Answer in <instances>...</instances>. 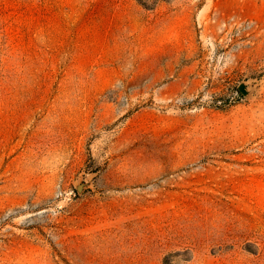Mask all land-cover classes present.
<instances>
[{"label":"rangeland","instance_id":"374dc122","mask_svg":"<svg viewBox=\"0 0 264 264\" xmlns=\"http://www.w3.org/2000/svg\"><path fill=\"white\" fill-rule=\"evenodd\" d=\"M0 264H264V0H0Z\"/></svg>","mask_w":264,"mask_h":264},{"label":"trees","instance_id":"16d2710c","mask_svg":"<svg viewBox=\"0 0 264 264\" xmlns=\"http://www.w3.org/2000/svg\"><path fill=\"white\" fill-rule=\"evenodd\" d=\"M209 106L224 109L244 99V92L238 87L236 79L225 76L220 79L215 90L210 92Z\"/></svg>","mask_w":264,"mask_h":264}]
</instances>
